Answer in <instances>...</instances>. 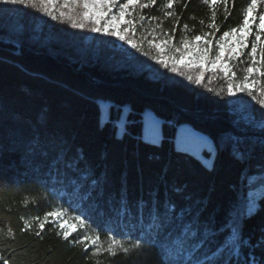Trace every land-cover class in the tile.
Instances as JSON below:
<instances>
[{"label":"trees","instance_id":"trees-1","mask_svg":"<svg viewBox=\"0 0 264 264\" xmlns=\"http://www.w3.org/2000/svg\"><path fill=\"white\" fill-rule=\"evenodd\" d=\"M125 2L117 0L118 5ZM247 2L228 0L225 20L223 2L176 0L171 9L179 18L174 46L182 38L213 33L208 25L215 10L214 53L223 31L241 23ZM165 3L157 0L143 10L137 6L131 17L125 16L146 17L136 25L140 51L123 50L111 36L92 32L91 21L84 29L72 28L69 15L79 20L84 11L73 0H36V8L0 5V264L4 259L10 264H169L174 253L167 244L154 246L146 238L150 215L169 207L182 217L173 235L181 225L198 232L193 243L202 247L197 243L194 255L201 264L206 259L264 264V193L242 215L238 232L232 231L233 217L249 191V174L264 161V109L246 94L228 95L219 70L205 71V80L196 84L200 69L179 66L185 72L181 76L151 59L157 53L147 41H159L176 24L164 18ZM45 9L58 18L45 15ZM258 11L248 48L260 23ZM148 17H158L160 27ZM250 62L246 55L229 61L238 78ZM254 77L262 81L256 89L264 88V78ZM100 100L109 103L103 122ZM122 107L127 111L119 135ZM145 110L152 113L148 118L160 121L157 142L142 138ZM182 124L212 141L210 166L175 146ZM237 148L242 158H235ZM201 154L210 157L206 149ZM56 210L86 217L83 230L65 241L49 218L37 236L44 214ZM81 231L100 236L99 253L73 243ZM113 237L127 247L139 237L143 250H132L129 259L117 249L111 257L103 249ZM191 255L186 253L185 260Z\"/></svg>","mask_w":264,"mask_h":264},{"label":"snow or ice","instance_id":"snow-or-ice-1","mask_svg":"<svg viewBox=\"0 0 264 264\" xmlns=\"http://www.w3.org/2000/svg\"><path fill=\"white\" fill-rule=\"evenodd\" d=\"M41 4H46L49 2H54V0H39ZM176 0H167L162 7L165 9L164 18H173L176 20V24L173 26L171 32H165L163 37L157 42L156 37L152 40H148L150 47L154 48L157 55L151 56V59L155 60L157 64L162 65L165 69H168L172 73H178L181 76L185 75V72L181 70L179 66L189 69H200L198 75L195 78L196 84H201L205 80V71L216 73L217 70L223 73V79L227 81V94L230 96H236L237 93H243L251 97L257 102L261 109H264V88L256 89V85L260 84L262 81L257 80L254 77V73H259L260 77L264 78V40L261 38V33H264V13L259 15L260 23L256 26V34L254 40L251 41L250 51L246 55L250 58V64L243 70L244 75L242 78L237 77L236 71H234V65L229 63V61H237L243 55H245L244 49L249 47V35L252 33L251 24L255 20L252 15L258 6V0H250V3L246 6V10L242 14V21L238 27H233L230 30L223 31L222 35L219 37V41H216L215 47L218 49L214 58H210V53L213 51V36L215 31H219V26L215 23L217 13L215 10L211 13L212 23L208 25L210 29H213V33H204L203 35H195L192 37V41L187 38H182L179 42V46H174L173 41L175 39L174 33L176 32V26L178 25L179 18L176 14L171 11L173 4ZM205 4H210L215 6L218 0H203ZM225 5V20L230 13H227V3L228 0H222ZM75 4H82L84 11L82 12L80 19H72L69 15V21L71 22V27L74 29H84L89 20H91L90 30L95 33H104L109 36L116 37L120 41L125 42L131 48L140 51L141 48L138 47V43L135 41L136 36V25L137 23L144 22L145 15H139L138 20L129 18L125 19V16H132V12L138 6L139 9H148L151 6H155L157 0H147V2L142 3L141 0H126L125 3L117 4V0H73ZM0 5H24L36 8V0H0ZM67 7V4H65ZM118 7V17L117 14L113 13V8ZM130 9L132 11H130ZM110 13L112 14L111 19L105 21L103 26H101V20L107 17ZM44 14L51 17V19L56 20L58 17L53 15L52 12L44 10ZM61 17L65 15L64 12L59 14ZM252 17V19H250ZM147 19L156 21L157 27H160V21L158 17H148ZM201 24L204 22L201 21ZM121 24L125 27L121 29ZM187 29L188 25H184ZM146 39V37H145ZM144 40L140 41L142 45ZM200 42L205 45L200 46ZM171 52V55L165 56L164 53ZM227 52V57L225 53ZM179 54L177 57L176 54ZM145 52L144 55H148ZM259 56V59H257ZM189 81L193 80L192 75H187L186 77ZM259 93V95L257 94ZM235 158L239 159L243 157L242 150L237 148ZM65 213L62 211H48L44 214L42 220L39 217L36 219L40 220L38 225L39 231L36 235L39 236L40 233L45 229V224L49 223V218H52L53 223L56 221H62L59 224L60 230L62 231V239L65 241L69 240V237L77 229H69L67 222L63 221V216ZM81 224L86 222V217L75 218ZM178 219L177 213L174 207L165 208L163 212L157 211L155 214L150 215V222L148 224V232L146 233L147 240L154 246L159 244H167V248L174 253V260H170L169 264H201V261L194 255V250L197 249V243H193L198 232L194 231L190 225H181V229L173 235L172 229ZM235 226V225H234ZM28 225L25 226L26 230ZM7 235L9 237L13 236L12 230L9 229ZM61 233L57 232V236ZM100 236L97 235L95 238L83 235L78 240L73 241L74 244H83L84 251L87 252L89 247L96 246V252L99 253L101 250ZM202 247V243H200ZM122 251L126 257L131 259L129 255L132 250L142 251L143 242L137 237V242L132 243L131 247L125 246L119 240L114 237L111 238L110 243L107 248L103 249L109 256L115 257L118 255V251ZM186 253H192L190 258L185 260ZM223 253H221V256ZM2 264H10V261L4 259ZM204 264H221L219 260L209 261L205 260ZM232 264V261H229ZM238 264V261H237Z\"/></svg>","mask_w":264,"mask_h":264},{"label":"rangeland","instance_id":"rangeland-1","mask_svg":"<svg viewBox=\"0 0 264 264\" xmlns=\"http://www.w3.org/2000/svg\"><path fill=\"white\" fill-rule=\"evenodd\" d=\"M218 2H222V0H218ZM249 3H250V0H248L246 6ZM246 6L243 9V12L246 10ZM257 9H259L257 19H259V15L261 13H264V0H258ZM243 12H242V14H243ZM113 13L117 14V20H119L118 7L113 8ZM113 13H110L107 17H105L104 19L101 20V26H103L105 21L111 19ZM89 21H91V20H89ZM123 27H124L123 24H121V29ZM190 41H192V40H190ZM111 42L123 50H126V51L131 50V47L128 44L124 43L123 41H120L116 37L111 36ZM157 42H159V41H157ZM192 43L195 44L196 42L192 41ZM147 44H148V41H147ZM200 46L204 47L205 45H203V43L200 42ZM148 47L156 52V50L154 48L150 47L149 44H148ZM217 51H218V49L215 47L214 53H212L210 55V58H214ZM249 51H250V48L244 49L245 55ZM167 53H169L171 55V52H166V53H164V55L167 56L166 55ZM176 55H177V57L179 56L178 53ZM225 57H227V52L225 53ZM253 75H256V73H254ZM99 104H100V110H101L100 119L103 122L107 119V111H108L109 103L106 101L100 100ZM126 111H127V107H122V113L120 115L119 121L117 122V127H118L117 128V134H119V135L123 131V123L125 121ZM149 113L152 114L149 110H145L143 113V114H145V116H147V118L143 117V115H142V138L157 142L160 138V129H159L160 121L155 116H153L154 118H151V117L148 118V116L150 115ZM174 143H175V146L177 148L193 153L197 157H200L201 160L203 161V163H205L207 166H210L211 159H212V156L214 154V145H213L212 141L207 136L203 135L202 133H200L198 131L193 130L187 124H182V125H179L177 127L175 137H174ZM205 149L210 152V157H208V158L203 157L201 154V151L205 150ZM248 180L250 182L248 194H247L246 198L240 202L239 208L236 211V213L233 217V220H232V231H233V233L238 232L239 227H240V223H241L242 215L250 212L255 206L256 198L260 194L264 193V161L261 164L257 165L256 169L249 174ZM56 211H59V210H56ZM75 218H76V216L69 215V214L65 213V215L63 216L62 219H63V221L67 222V226L69 227V229H73V228L77 229V231H74L73 233H78L79 230H83L82 229L83 224H81ZM60 222H62V221H56L58 226H59ZM59 229H60V227H59ZM83 235L90 236L86 231H81V233H79V238ZM99 245L102 246V243L99 242ZM90 248H93L94 250H96V246H93ZM251 264H254V263H251Z\"/></svg>","mask_w":264,"mask_h":264}]
</instances>
